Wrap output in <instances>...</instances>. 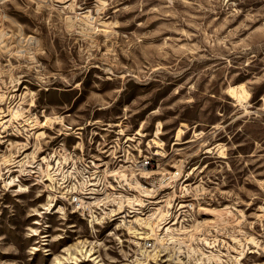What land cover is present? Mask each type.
Returning a JSON list of instances; mask_svg holds the SVG:
<instances>
[{"label": "rangeland", "instance_id": "obj_1", "mask_svg": "<svg viewBox=\"0 0 264 264\" xmlns=\"http://www.w3.org/2000/svg\"><path fill=\"white\" fill-rule=\"evenodd\" d=\"M124 107L183 175L151 205L101 156L72 202L56 116ZM0 264H264V0H0Z\"/></svg>", "mask_w": 264, "mask_h": 264}, {"label": "built area", "instance_id": "obj_2", "mask_svg": "<svg viewBox=\"0 0 264 264\" xmlns=\"http://www.w3.org/2000/svg\"><path fill=\"white\" fill-rule=\"evenodd\" d=\"M102 109H104L102 108V106L96 108V110H102ZM62 116L65 117V120L70 123L68 126H70L71 129L68 130L62 129L61 124H58L57 121H54V123L60 125L63 133H65L66 135H72L75 138V140L76 138H83V147H84V154L82 155L83 175H74V162H75L74 157H75L76 142L69 144V142L65 141V143L59 147L58 155L61 157L62 162L63 161L66 162L65 164L67 166L65 167V165H61V171L63 172V176L65 177L62 180V184L65 183L64 185L66 186L70 182H73L68 178L66 179V177L73 178L74 176H80L77 179H74L75 182L74 184L76 185V187H78L77 190H83V195H85L83 196V198L92 196V194H87V192L92 190L93 187L97 188L95 186L96 183L93 182L92 179L96 178V174L99 172V170L94 169L93 167L98 166V164L94 160L101 159V156L108 157L111 160L112 164L114 165L115 170L113 172L108 173L107 176L114 177V180L118 182L117 184L118 188H123L122 185L123 186L127 185L126 189L135 190V188H137L140 191L141 187L144 186L146 188L151 189L150 194L158 193L157 195L160 198H162L163 195L160 196L159 191H163L164 186L165 187L170 186V181L172 180L173 177H179L183 175V167L181 168L180 166L179 171L178 170H173V171L168 170L166 172L161 171L160 172L161 174L158 176L152 175L149 178H141V181L143 183L137 180L136 170L143 169L149 166H158V167L160 166V161H161L160 158L162 156V152L160 149L162 147V132H163V124L160 123L161 121H157L155 123L153 131L150 132L149 134L146 131V129L143 127V125L145 124V119L138 122V128L136 129L134 128L135 127L134 123L131 122L130 119L131 114L129 110L126 109V107H124L121 114L114 115L110 117V119L108 120L102 117L95 116L94 112L90 117L87 118L80 116L79 114L72 115L71 113H67L66 115H62ZM27 131L28 130L26 131L24 130V132ZM177 141L178 140H176V142ZM130 145H137V147H139V156L137 157L129 156ZM87 147H96L97 158H89L87 154ZM152 147H154L155 149L153 150ZM67 160H69V162L72 163H67ZM194 168H198V166L193 167V170H197ZM199 171L201 172L203 171V169H200ZM186 180L187 177L184 179V181ZM132 181L134 182V184H136V181H138L140 186L130 187L128 183L130 182L131 184H133ZM91 183H95V184L92 185ZM66 188L67 187H65V189ZM118 188L115 186V189L113 190H117ZM142 194L144 193L141 191L138 193V195L148 197ZM114 196L118 197L119 195H114ZM94 198H98V197L96 196ZM94 198H87V199H94ZM138 198L142 199L143 202L142 205H137L140 207L137 208H139L140 211L147 213L149 209L145 211V208L148 205V203L144 202V198L140 196ZM79 199L81 202H86L82 200L81 197L80 198L76 197V192H74V200L72 202L76 201L79 203ZM148 199H152L150 200V203L151 205H153L152 201L154 200V198L149 197ZM181 203L182 202L180 200V204ZM131 213L135 214V212H131Z\"/></svg>", "mask_w": 264, "mask_h": 264}, {"label": "bare ground", "instance_id": "obj_3", "mask_svg": "<svg viewBox=\"0 0 264 264\" xmlns=\"http://www.w3.org/2000/svg\"><path fill=\"white\" fill-rule=\"evenodd\" d=\"M66 0H63V2H65ZM86 16H89V14L88 15H86ZM228 91L230 92V94L232 95V96H234V97H236L237 98V100L238 101H243V100H245L246 98H247V96L248 95H250V92L246 89V87L243 85V84H238V85H234V86H230L229 87V89H228ZM246 101V100H245ZM15 109V108H14ZM13 111V110H12ZM17 111V110H16ZM14 112V114H12V115H14V116H16L18 113L17 112ZM12 113V112H11ZM6 116V115H5ZM56 117H58V118H62L63 116H56ZM51 118V117H50ZM11 120V119H10ZM51 120V119H50ZM49 120V121H50ZM6 121V120H5ZM9 121V120H8ZM4 122V121H3ZM51 122V121H50ZM49 122V123H50ZM47 122H45V124H46ZM79 139H81V138H79ZM82 141V140H81ZM80 141V142H81ZM63 143V142H62ZM82 145V144H81ZM79 146V145H78ZM136 148V147H135ZM87 151H91L90 153H88L87 152V154H88V156H89V158H97V149H96V147H87ZM134 149H133V147L130 145V149H129V156L130 157H137V156H139V154H137V155H135L134 154ZM84 154V148L82 147V148H79L78 149V153L76 152V149H75V157L79 160V159H82L83 160V155ZM76 161V160H75ZM82 163H83V161H81L80 163H79V166L74 162V175H83V165H82ZM156 166H149V167H146V168H143V169H138V170H136V177L138 178H149V177H151L152 175H154L153 173L154 172H156V168H155ZM67 171H69V170H67ZM72 184H73V190H70V188H68L67 189V191H74V192H76V197H79V195H83V190H79V192H78V190H77V188L78 187H76V185L74 184L75 182H71ZM92 185H94L95 183H91ZM129 185H130V187L131 186H140V184H139V182L138 181H136V184H131L130 182L128 183ZM67 186V185H66ZM110 188H112V189H115V186H111ZM137 189V188H136ZM138 191H139V189H138ZM140 191L141 192H143L144 194H142V195H147V194H149L150 195V193L148 192V191H151V189H149V188H146V187H141V189H140ZM139 191V192H140ZM74 192L69 196V198H72V200H74ZM147 192V193H146ZM102 192L99 190V188H95V187H93L92 188V190H90L89 192H87V194H92V196H90V197H87V198H94V197H96L97 196V194H101ZM158 194V193H157ZM156 193H154V196L153 197H155L154 198V200L152 201L153 203H157L158 201H160L158 198L156 199V196L158 197V195H157ZM81 197V196H80ZM83 197V196H82ZM152 197V196H151ZM138 200H139V202H137L138 203V205H142V199H140V198H137ZM154 205V204H153ZM139 207V206H138ZM140 208V207H139ZM137 209V210H139L140 211V209ZM53 211V210H52ZM142 212V211H141ZM94 254V253H93ZM91 257V256H90Z\"/></svg>", "mask_w": 264, "mask_h": 264}]
</instances>
